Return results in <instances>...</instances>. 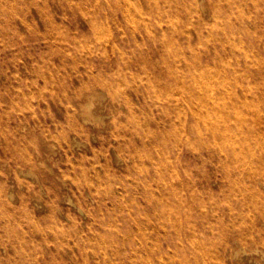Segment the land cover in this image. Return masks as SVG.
Listing matches in <instances>:
<instances>
[{"label": "rangeland", "instance_id": "374dc122", "mask_svg": "<svg viewBox=\"0 0 264 264\" xmlns=\"http://www.w3.org/2000/svg\"><path fill=\"white\" fill-rule=\"evenodd\" d=\"M0 264H264V0H0Z\"/></svg>", "mask_w": 264, "mask_h": 264}, {"label": "bare ground", "instance_id": "6f19581e", "mask_svg": "<svg viewBox=\"0 0 264 264\" xmlns=\"http://www.w3.org/2000/svg\"><path fill=\"white\" fill-rule=\"evenodd\" d=\"M123 4V3H122ZM211 7V6H210ZM262 9V8H261ZM195 18H197V17H195ZM232 19V18H231ZM238 23V22H237ZM261 27V26H260ZM225 30V29H224ZM235 251V250H234ZM233 256V255H232Z\"/></svg>", "mask_w": 264, "mask_h": 264}]
</instances>
